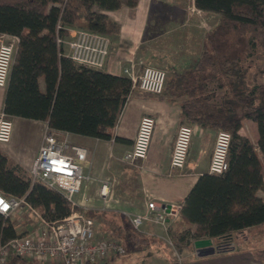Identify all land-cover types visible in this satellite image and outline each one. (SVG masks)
<instances>
[{"label": "trees", "instance_id": "1", "mask_svg": "<svg viewBox=\"0 0 264 264\" xmlns=\"http://www.w3.org/2000/svg\"><path fill=\"white\" fill-rule=\"evenodd\" d=\"M138 0H0V36L17 38L2 112L7 117L46 122L49 129L108 141L127 101L131 81L73 62L57 39L70 40V30L83 29L115 37L119 25L108 12L134 7ZM204 12L218 14L205 35L194 67L166 76L160 100L177 103L190 126L230 134L226 170L200 175L169 228L177 254L192 252L194 243L210 240L214 254L235 250V238L264 227V0H194ZM42 79L44 90L38 86ZM221 90L219 102L208 89ZM256 126L253 145L239 133L244 121ZM0 192L23 197L48 221L71 212L64 197L28 174L0 150ZM95 220L105 217L103 232L127 249L158 241L134 229L124 214L76 207ZM107 213L108 215L107 217ZM196 225L197 229L192 231ZM173 226V225H172ZM25 232V231H24ZM0 214V244L24 234ZM264 233V230H262ZM5 264H43L9 257Z\"/></svg>", "mask_w": 264, "mask_h": 264}, {"label": "crops", "instance_id": "2", "mask_svg": "<svg viewBox=\"0 0 264 264\" xmlns=\"http://www.w3.org/2000/svg\"><path fill=\"white\" fill-rule=\"evenodd\" d=\"M107 14L119 25L118 35L111 37L109 53L102 69L112 75H123V68L131 65L135 69H142L147 65L156 66L164 69L168 75L194 67L202 51L205 35L217 24L219 17L215 13L198 10L194 6V0H138L132 8L122 6ZM38 86L41 91L44 90L42 79L38 80ZM5 90L6 87L0 88V113H3ZM144 115H150L156 121L145 159L138 162L137 169L126 166L130 172L137 175L141 205L138 203L136 207L129 205L133 204V196L127 195L124 201L112 196L113 204L104 208L98 198V188L100 181L106 178L101 177L99 167L109 166L112 161L120 159L123 153L130 149L138 122ZM9 119L11 121L9 141L0 143V150L28 174L42 142L43 133L48 128L47 124L18 117ZM183 119L177 103H169L156 96L135 92L128 97L119 113L111 130L110 140H98L69 133L73 144L88 151V164L85 168L88 179L83 184L78 200L85 196L91 201L88 209L120 214L141 213L148 201H154L157 205H167L173 212L179 211L197 178L206 173L216 134L214 129H210V133H205L208 132L206 131L208 128L192 126L193 135L185 165L180 171L170 170L172 142L177 127L185 124ZM257 140L258 135L255 138L256 142ZM262 162L264 180V159ZM169 173L172 175L168 176ZM129 179L131 176L127 174L125 191L132 195L133 188L128 185V182L131 183ZM256 195L264 202V188L258 190ZM196 229L197 226L194 225L192 231ZM262 230L264 227L253 232L245 231L247 236H237L235 250L231 253L198 256L197 249L194 248L192 252H183L181 255L186 253L185 257L178 264H262L256 254L249 250L250 245L258 246L259 251L264 250ZM141 231L153 236L158 242L164 235L159 228L150 224L143 226ZM101 235L104 236L106 233L102 232ZM132 250L138 254L143 249ZM116 259L102 264H113ZM156 262L154 259L152 263Z\"/></svg>", "mask_w": 264, "mask_h": 264}, {"label": "built area", "instance_id": "3", "mask_svg": "<svg viewBox=\"0 0 264 264\" xmlns=\"http://www.w3.org/2000/svg\"><path fill=\"white\" fill-rule=\"evenodd\" d=\"M70 40L57 39L65 48V55L73 62L92 69H103L109 53L110 38L87 30H70ZM17 38L0 37V88H5L13 61ZM122 74L131 81L130 94L141 92L158 97L166 79L164 69L147 65L135 69L125 67ZM156 121L150 115L140 118L130 149L125 151L119 161L131 168H138V162L145 159ZM11 133V121L0 113V143H7ZM193 135V128L187 124L177 127L169 157L170 170H182ZM230 134L216 131L207 174H221L226 170V154ZM88 151L70 141L69 133L46 128L37 155L33 160L28 176L31 182H40L47 188L59 192L66 200L71 212L59 221H48L23 197H6L0 192V214L14 222L22 209L34 218V226L24 234L0 244V264L9 257L37 261L43 264H102L125 254V247L117 238L107 234L96 238L94 222L75 210L76 207L88 209L91 201L81 194L88 177L85 168L88 164ZM172 174L169 173L168 176ZM112 181H100L98 198L106 208L112 200ZM178 211H171L167 205L146 202L141 213L124 214L134 229L141 231L147 224L155 226L167 235ZM18 221V220H17ZM19 222V221H18ZM20 225H16L19 231Z\"/></svg>", "mask_w": 264, "mask_h": 264}, {"label": "rangeland", "instance_id": "4", "mask_svg": "<svg viewBox=\"0 0 264 264\" xmlns=\"http://www.w3.org/2000/svg\"><path fill=\"white\" fill-rule=\"evenodd\" d=\"M156 67V66H155ZM168 73L166 72V76ZM261 83H264V78L260 80ZM208 89L215 95L214 102H219V97L221 95V90L217 89L214 85H210ZM135 93V92H134ZM133 93V94H134ZM205 133H210V129L208 128ZM240 134L242 136H245L253 145L256 144L255 138L257 137L256 127L252 122L244 121L241 128H240ZM97 170V167H95ZM97 172V171H95ZM99 173L101 174V177L103 178H109L112 181V196L118 197L120 200H126L127 195L133 196L134 201L133 204H129L130 206L136 207L137 203L140 204V189L137 183V175L135 172H130V169L126 167L125 164L121 163L118 160L112 161V163L105 167L100 166L99 167ZM98 174V173H97ZM128 174V176H131V183L128 182V185H131L133 188V191L131 194L127 193L125 191V176ZM113 204V201H110L108 206ZM107 206V207H108ZM110 212V211H107ZM110 215L107 213V217ZM104 218L105 217H97L94 222V234L96 238L102 237L103 232V224H104ZM19 222H18V221ZM175 219L172 221V224L170 226V229L174 227ZM15 225H20L21 228H19V231H26L34 226V218L30 215L29 212L25 211L24 209L21 210L20 213L16 215V218L14 220ZM173 225V226H172ZM249 247V250L251 253L256 254L257 259L264 264V250L259 251L258 246H252ZM264 248V244L262 245ZM185 254L182 256L181 254H177L175 250L173 249L172 245L170 244L169 240V232L167 235H162L160 238V241L157 242L156 245H150L148 247L143 248L140 253L135 254V251L132 249L127 250L125 248V254L119 257H116L117 259L114 261L113 264H178L182 258L185 257ZM115 259V258H114ZM154 259L157 260L156 263H152ZM112 261V260H111Z\"/></svg>", "mask_w": 264, "mask_h": 264}, {"label": "water", "instance_id": "5", "mask_svg": "<svg viewBox=\"0 0 264 264\" xmlns=\"http://www.w3.org/2000/svg\"><path fill=\"white\" fill-rule=\"evenodd\" d=\"M194 247L197 249L196 254L198 256L213 254L215 250L210 240L196 241L194 243Z\"/></svg>", "mask_w": 264, "mask_h": 264}]
</instances>
